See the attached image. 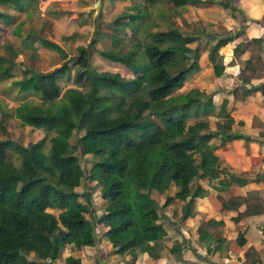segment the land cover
Masks as SVG:
<instances>
[{
  "label": "trees",
  "instance_id": "16d2710c",
  "mask_svg": "<svg viewBox=\"0 0 264 264\" xmlns=\"http://www.w3.org/2000/svg\"><path fill=\"white\" fill-rule=\"evenodd\" d=\"M39 1L0 0V83L7 82L14 88L12 102L35 98L31 103L27 100L17 104L12 118L19 126L42 130L48 122L56 123L45 133L44 141L27 147L11 137L0 140V264H79L72 257L61 260V254L66 248L77 253L97 247L94 223L102 225V238L113 255L144 254L155 261L166 242L163 211L177 200L182 203L181 219L196 216L192 209L194 200L202 198L199 184L220 176L213 200L220 212L235 214L232 224L264 216V198L256 192L226 197L225 191L232 183L248 177L226 175L212 154L209 118H222V108L215 113L211 95L195 90L178 93L197 71L199 52L187 49L193 39L182 32L173 18L177 17V10L196 6L200 0H140L125 7L107 29L113 49L96 53L104 61L126 69L130 77L121 78L87 66L79 76L88 79L90 94L81 98L68 93L62 100L55 80L67 73L65 65L45 74L25 68L20 69V77L13 74V66L20 68L22 64L19 55L23 49L37 44L56 52L66 63L68 59L61 48L30 31L20 38L24 22L12 30L19 44L14 47L3 39L12 23L5 19L8 11L24 14V7L36 6ZM165 4L170 11L158 15L165 19H161L164 26L159 30V18L156 14L151 16L150 11L152 5ZM220 7L231 10L227 5ZM102 36L105 37L95 24L89 41L91 52ZM263 41L255 39L245 44L249 57L235 78L239 88L231 92L232 99L241 106L247 103L252 90L246 87L248 83L264 77L260 57ZM225 42L217 40L209 54L214 77L221 75L217 49ZM258 90L264 97V85ZM51 104L59 107L51 109ZM5 117L0 115V126ZM250 123L255 128L254 118ZM57 126L76 135L72 146L61 136L64 129ZM216 128L222 144L241 139L227 135L229 126L224 120ZM260 128L264 132V127ZM43 144L47 148L45 155L41 153ZM81 185L84 194L78 195L75 190ZM94 192L95 202L103 206L99 205L100 214L91 221L90 215L97 209L89 203ZM197 216L205 219L201 214ZM221 227L212 219L198 227L196 240L205 254H222L216 239ZM257 262L256 252L247 248L243 264Z\"/></svg>",
  "mask_w": 264,
  "mask_h": 264
},
{
  "label": "crops",
  "instance_id": "0c3cea01",
  "mask_svg": "<svg viewBox=\"0 0 264 264\" xmlns=\"http://www.w3.org/2000/svg\"><path fill=\"white\" fill-rule=\"evenodd\" d=\"M47 1L49 0H40L37 6ZM98 1L100 0H97V2ZM106 1L110 4L112 0H104V3ZM126 3L128 2L124 0L123 4L128 5ZM86 4L89 3H84L82 1V8H84ZM220 4L221 6L227 5L231 7V10H224L220 7ZM46 7L44 9H46ZM1 12L2 9L0 8V13ZM8 13L13 14L12 17L14 19V21H12L13 24L11 23L9 27L10 30H15L18 28V23L24 22V19H27L24 14L18 15L10 11H8ZM51 16L58 19L57 14H51ZM174 21L181 27L185 35L193 39V41L187 45V49H190V46H194L192 50H197L199 52L196 62L197 71L185 81L183 84L184 86L178 93L182 94V90L189 86L188 82L201 74L203 69L199 67V62L202 58L206 59L210 68L205 69L208 74L202 79H204L207 84L213 85V90L206 89L203 86H194L188 89L187 92L195 90L200 93H205L206 95H211L215 113L222 108L219 114L220 117L227 115L230 120L231 124L227 135L241 138L235 141H225L222 144L218 134L219 131L216 130V126L221 124L222 120L219 117L209 118V121H211L210 128L212 130V139L209 144L214 147L212 154L217 158L218 162L221 163V168L228 176L239 177L243 174H247L246 176L248 177L237 179L236 183H232L227 191H225L226 197H243L246 192L253 191L256 192L260 198H264V163L262 162V160H264V132L260 128V125L264 127V97L258 90V87L264 85V77L260 80H251L248 83L249 85L246 87H251L252 90L245 105L241 106V104L235 102L231 96V92L239 88V84L236 82L235 78L238 76L241 67L249 57V52L245 49V44L250 40H264V2L262 3L259 0H200V3L196 6L184 7V9L177 10V17L174 18ZM81 22L83 21L79 18L77 32L79 28H81ZM38 30L41 31L42 28ZM21 33L20 28V34ZM217 40H225L226 42L222 47L217 49V58L220 60L217 69L221 71V75L214 77L213 64H211L209 60V54L214 50V44ZM262 45L263 49L260 57L264 65V41ZM33 48L34 47L31 46L27 51H31ZM214 94L218 96L219 103L215 102ZM252 118H254L257 123L255 128L251 127L250 122ZM215 131L218 132L215 133ZM221 179L222 176L212 181L204 180L199 184V193L202 195V198L194 200L192 209L193 214L196 216L182 220L179 214L182 203L177 200H172L163 211V232L166 242L162 250L158 252L157 260H150L144 254H136L135 257L126 254L122 257H116L115 259L112 255L110 245L102 238L103 228L101 224L96 230L93 229L97 247L82 249L77 253L70 251L71 254L69 257H75L79 262H81L83 258H88L89 260L93 258L91 259L92 261L90 260V264H104V262H106V264H121L123 258H125V264H128L131 259L132 263L129 264H137L138 262H140V264H243V254L247 248L251 247L256 252L257 258H259V256L264 253V216L244 219L236 225L233 224L237 226V228H241L239 231L240 233L243 231L246 232L244 237L241 238L246 242L242 249L233 252L235 250L234 248V250L230 252L229 250L234 247L232 242L227 243L226 247L224 246V242H220V235L218 236V234L222 227L219 228L216 233V239L222 251L220 256L218 255V251L214 252L212 255H207L205 251L198 246L196 238L199 233L197 230L198 227L204 224L205 220L212 219L215 222L221 223L222 226H225L226 222L231 223L230 220L235 217V214L220 212L218 204L213 200L215 186L218 185ZM243 188H246L248 191H245L242 196H240L237 192L243 191ZM233 192L237 195H234ZM196 203L197 205L206 203L217 216L213 217L209 212L201 213L199 209L194 208ZM100 207L102 208L101 205ZM176 208H179V211ZM198 214L203 215L205 219L202 220L197 216ZM96 224L97 223H95V225ZM179 224L181 227H190V230L187 232V234L190 233L188 237L179 236L177 232L178 227H180ZM193 227H195V230L191 231ZM254 233L260 239L259 241H255V239L249 241L247 239V237H253ZM175 238L179 239L181 242H185V245L188 244L190 247L180 248L179 245L175 244ZM192 240L196 241V248L191 244ZM95 253H97L96 260H94L95 258L93 257L96 255ZM127 258L131 259L127 260ZM55 262L62 264V261H54L52 264Z\"/></svg>",
  "mask_w": 264,
  "mask_h": 264
},
{
  "label": "rangeland",
  "instance_id": "374dc122",
  "mask_svg": "<svg viewBox=\"0 0 264 264\" xmlns=\"http://www.w3.org/2000/svg\"><path fill=\"white\" fill-rule=\"evenodd\" d=\"M82 1L84 3L87 2L89 4H86L85 7L82 8L81 6ZM126 1L128 2L126 4L130 5L132 3L139 2L140 0H126ZM98 2L97 0H49L46 3H43L39 6L36 5L35 7L34 6L30 7L29 9L28 7L27 8L24 7L25 10L24 15H27V17H29L28 18L29 20L24 19V26L21 29L22 33L20 34V38H23V35H27L28 31L33 32L39 39H44L46 41L48 40L56 44L59 48H61V50L65 53L68 62L65 63V61H62L56 55V52L50 49L47 50L41 49L40 47L37 46V44H34L33 45L34 51H27V49H23L25 51H22L21 54L19 55V61L21 59L22 64L20 68L19 66H13L14 77L15 78L20 77V73H21L20 69L22 68H25L26 70L28 69L34 71L39 74H45L53 69H58L62 67V65H65L67 68V73L56 78L55 80V86L58 88L59 99L61 100L62 98H65L66 94L68 93H74L80 96L81 98H86L90 94L91 87L89 86L88 79L83 76H79L81 72H84L86 70L87 66L90 67L91 69L97 70L98 72L115 73L121 78L130 77L126 69L124 70L122 67H118L117 65L104 61L96 53L98 50L110 51L111 49H113L110 46L109 38H107L108 35H110L109 30H107L108 26L111 24L112 19L118 16L121 12H123L124 7H127L128 5H124L125 3L123 4L124 0H115V2L114 0H112L110 4L107 1L104 3V0H100ZM45 7L46 9H44ZM139 7L142 8V6L140 5ZM168 7H169L168 4L162 5V7L152 5L151 8L153 9L150 11L151 16L154 14L158 16L160 15V12H163L164 15H166V13H169L170 11ZM142 9L144 11L145 8ZM51 14H57L58 19L57 18L55 19L53 16H51ZM12 16L13 14L8 13L7 16L5 17L6 21L7 22L10 20L14 21ZM79 18H81L83 22L80 23L81 28H79V31L77 32ZM158 18L159 20H157L158 23L156 24L159 26V30H163L162 27L164 25H163V21L161 20L163 19V16L162 18L158 16ZM94 23L98 25V28L100 29L101 32H103L105 37L102 36V38L93 45L95 51L91 52L89 48L90 46L89 41L91 39V35L95 26ZM39 28H42V30L39 31L38 30ZM126 32L129 35V31ZM136 37L137 39L139 38L138 35H136ZM3 39H5L7 43L12 44L11 46H15L16 44H19V39H17L15 36L12 35V30L10 29L8 30L6 35L3 36ZM122 47L123 50L124 48H126L125 42L122 43ZM193 47L190 46L189 50L194 51L192 50ZM78 48L80 49L79 52L77 50ZM89 51H90V55L88 56ZM199 67L203 69L201 74L197 75V77H195L194 79L188 82L189 86H187L182 90L181 92L182 94L187 93L188 89L194 86H198V87L203 86L206 89L213 90V85L209 83L207 84L205 80L202 79L208 74L207 71H205V69L210 68L209 64L207 63V60L202 58V60H200L199 62ZM13 91L14 88H12L10 84L8 86L7 82L3 81L0 83V115L5 114L6 116L3 120V123L0 126V127L3 126L2 128H0V140L11 137L13 140H16L18 143H20L25 147L44 141L45 133L48 132L51 128H54L53 125H55L56 123L48 122V124L46 125L42 124L46 126L45 130H42L40 128L37 129L33 127L19 126L18 124H16V122L12 118L13 115L12 110L16 108L17 104H20L21 102L27 100H29L30 101L29 103H31L32 101L31 99H35V98L33 97H27L24 99L21 98L22 100H17L16 102L15 101L12 102L11 98L14 94ZM214 100L216 103H219L218 101L219 98L217 95H215ZM53 107L54 110H56L57 107L59 106L57 104H51L49 106V108L51 109ZM221 120H224L226 123H228V126H230L231 123L227 115H224L221 118ZM57 128L59 130L64 129L61 130L62 131L61 136L63 137L67 145L72 146L75 142L76 135L74 133L69 134V130L68 129L65 130V128L62 126H57ZM216 130L218 129L216 128ZM216 132L218 131H215V133ZM46 151H47L46 144H43L41 153L45 155ZM75 155L76 154L74 153V156ZM85 164H86L85 170L87 171L90 164L89 162ZM83 190H85L84 185L83 186L81 185V187H79V189L75 191L76 193H78V195L79 194L83 195L84 194ZM245 191L248 190L246 188H243V191L241 192L238 191L237 193L240 194V196H242V194ZM233 194L237 195L234 192ZM96 195L97 193L94 192L89 198V203L96 205L97 208L95 211L96 213H92L90 215L91 221H94L95 216H98L100 214L99 205L98 203L95 202ZM150 196L152 200L157 202V198L155 196L153 195ZM178 204L180 205L179 202ZM100 205L103 206V203ZM194 208L199 209L201 213L209 212L211 216L213 217L217 216V214L213 212L212 208L210 209L209 205H207L206 203L199 205H197L196 203ZM177 210L179 211V208ZM94 226L95 227L93 229L96 230L98 226H100V224L95 225L94 223ZM240 229H241L240 227L237 228V226H234L233 224L226 222L225 226L224 225L222 226V229L218 234V236L220 235L219 237V239L221 240L220 242L222 243L224 242L225 247L227 246V243L232 242V245L234 247L233 249L229 250L230 252L233 251L234 248L235 250L233 252L237 251L238 249H242L246 244L245 240L241 239L244 237V234L246 232L243 231L240 233L239 232ZM189 230L190 227L188 226L185 227L180 226L178 227L177 232L179 236L181 235L182 237H188L190 233L187 234V232ZM193 230H195V227H193L191 231ZM247 239L249 241H252V239H255V241L260 240L255 233L253 237H247ZM175 244L179 245L180 248L188 247V246L190 247V245L188 244L185 245V242H181L179 239L176 238H175ZM191 244H193L196 248L197 245L195 240H192ZM70 254H71L70 250L65 249L62 252L61 257L64 260L66 259V257H69ZM95 254L96 255L93 256L95 258L94 260H96V256H97V253ZM113 257H115L116 259L117 256L113 255ZM124 259L125 258L122 259L121 264H125ZM128 259L131 258H127V260ZM88 260H89L88 258H83V260H81L79 264L88 263ZM90 260L88 264H90V262L92 261ZM131 260L129 261V263H132ZM54 264H58V262H55ZM104 264H106V262H104ZM137 264H140V262H138Z\"/></svg>",
  "mask_w": 264,
  "mask_h": 264
},
{
  "label": "built area",
  "instance_id": "2783aa9c",
  "mask_svg": "<svg viewBox=\"0 0 264 264\" xmlns=\"http://www.w3.org/2000/svg\"><path fill=\"white\" fill-rule=\"evenodd\" d=\"M255 264H264V253L261 256H259L258 262Z\"/></svg>",
  "mask_w": 264,
  "mask_h": 264
}]
</instances>
